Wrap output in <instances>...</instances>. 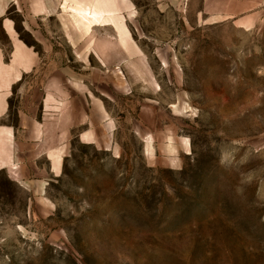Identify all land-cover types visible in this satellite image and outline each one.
Here are the masks:
<instances>
[{"label": "rangeland", "instance_id": "obj_1", "mask_svg": "<svg viewBox=\"0 0 264 264\" xmlns=\"http://www.w3.org/2000/svg\"><path fill=\"white\" fill-rule=\"evenodd\" d=\"M133 1L139 55L86 74L60 176L0 174V264H264V0Z\"/></svg>", "mask_w": 264, "mask_h": 264}, {"label": "crops", "instance_id": "obj_2", "mask_svg": "<svg viewBox=\"0 0 264 264\" xmlns=\"http://www.w3.org/2000/svg\"><path fill=\"white\" fill-rule=\"evenodd\" d=\"M124 1L125 8L123 0H0V174L43 195L63 172L79 116L75 100L85 108L80 117L88 116L90 102L101 101L90 85L100 86L103 68L139 55L128 22L134 1ZM249 8L244 0H203L202 6L237 22ZM92 11L98 15L88 17Z\"/></svg>", "mask_w": 264, "mask_h": 264}, {"label": "bare ground", "instance_id": "obj_3", "mask_svg": "<svg viewBox=\"0 0 264 264\" xmlns=\"http://www.w3.org/2000/svg\"><path fill=\"white\" fill-rule=\"evenodd\" d=\"M96 15H98V14L96 13V11H92V12H89L88 17H96Z\"/></svg>", "mask_w": 264, "mask_h": 264}]
</instances>
